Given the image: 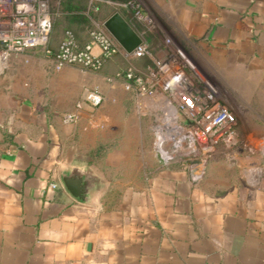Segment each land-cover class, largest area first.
I'll return each mask as SVG.
<instances>
[{"label":"crops","instance_id":"crops-1","mask_svg":"<svg viewBox=\"0 0 264 264\" xmlns=\"http://www.w3.org/2000/svg\"><path fill=\"white\" fill-rule=\"evenodd\" d=\"M103 1L101 22L114 2ZM136 1L151 19L148 45L181 40L264 108V0ZM21 54L0 67V264H264V131L236 127L237 140L260 141L244 150H178L168 163L108 152L98 163V117L83 104L78 120L62 123L54 114L74 111L75 93L62 91L65 105L42 101L39 69L16 84L7 67ZM58 70L62 84L76 83L69 67ZM65 167L90 172V201L65 188Z\"/></svg>","mask_w":264,"mask_h":264},{"label":"built area","instance_id":"built-area-1","mask_svg":"<svg viewBox=\"0 0 264 264\" xmlns=\"http://www.w3.org/2000/svg\"><path fill=\"white\" fill-rule=\"evenodd\" d=\"M116 4L128 9L135 19L150 24V17L140 10L136 0ZM50 28L49 0H0V67L11 55L22 53L29 47L44 46ZM45 51L50 53L48 49ZM147 52L148 44L142 38L130 52H125L102 24H98L89 30L87 39L81 45L66 30L50 57L56 70L66 64L97 70L104 60L117 53L141 56ZM159 57L158 61L154 60V69L148 68L146 77L136 73L131 66L116 75L121 78V86L132 90L137 97L157 93L162 101L179 111L180 116L160 124L154 140L162 163H168L178 150L193 154L197 147L209 150L216 144L236 145L233 112L210 83L192 79L189 73L192 63L182 49L173 48ZM103 99V94L95 87L86 89L81 97L90 109L99 106ZM77 117L76 110L67 111L61 114L60 120L67 124L76 121ZM167 143L169 148H164ZM192 177L196 179L198 174Z\"/></svg>","mask_w":264,"mask_h":264},{"label":"rangeland","instance_id":"rangeland-1","mask_svg":"<svg viewBox=\"0 0 264 264\" xmlns=\"http://www.w3.org/2000/svg\"><path fill=\"white\" fill-rule=\"evenodd\" d=\"M79 1L86 5L85 14L88 19L81 22H68L66 16L59 11L58 0H49L52 12V26L47 43L44 46L29 47L21 55L11 57L7 72L11 71L16 78V84H21L20 74L22 71L39 69V75H35L34 83L38 82L40 85L39 94H41V100L47 103L65 105L68 102L65 98L64 100L62 99V91L65 94L75 93L74 95L76 96H74L75 99L72 103H74V110L77 112L82 109L84 104L81 100L82 92L91 86L99 88L105 95L104 101L94 109L88 108L87 110L89 117H98L96 125L98 132L95 135L99 136L101 134L100 131L105 133L104 139L100 140L103 145L101 147L103 156H100L98 163L104 160L103 158L108 152H110L111 160L122 159L123 155L127 153L126 159L130 163L134 159L138 160L139 158L144 163L148 160V155L157 153L154 140L160 124L169 121L170 117L180 116L179 111L171 108L169 104H167V107L161 100L162 97L157 93L137 97L132 90H126L121 86V78L116 73H121L125 67L131 66L136 73L146 77L148 68L154 69L155 67L154 60L158 61L160 55L164 54L165 51L169 52L173 48L182 49L192 63L193 68L189 69L192 79L210 83L219 97L227 103L235 116L238 130L245 132V129L252 127L255 130L264 131V123L261 120V118H264L261 97L247 98L245 92L237 90L231 84L229 77L224 75L223 69L209 67L205 61L189 51L181 40L177 39L176 41V39H172L167 34L164 35L161 45H148L147 54L135 56L117 53L94 71L77 64H66L65 66L70 68L71 73L75 74L77 81L72 85L62 84L61 78L58 76L60 71L52 69L51 58L45 51L47 49L46 45L51 47V49H55L66 29L72 30L77 40L83 42L88 37L89 29L99 24V22L89 23V0ZM105 6L107 4L103 1L100 3L99 9L102 10ZM117 6L116 1L112 3V6L110 5L112 9L118 8ZM104 9L107 10V8ZM105 10H102L103 13ZM103 74L109 75L110 81L104 79ZM113 102H115L116 108L109 107L111 104L114 105ZM64 112L67 111H57L54 115L58 116L60 120L61 114ZM78 118L79 114L76 120ZM251 119L253 123L250 122ZM259 143V140L248 141L247 139H241V141L237 140L236 145L232 146L244 150L251 146H259ZM219 145L216 144L209 150H201L208 154ZM163 147L169 148V144L167 143ZM133 154H136L135 158ZM186 155L191 156V153Z\"/></svg>","mask_w":264,"mask_h":264},{"label":"water","instance_id":"water-1","mask_svg":"<svg viewBox=\"0 0 264 264\" xmlns=\"http://www.w3.org/2000/svg\"><path fill=\"white\" fill-rule=\"evenodd\" d=\"M102 26L125 52H130L141 42L139 34L117 10L102 21ZM63 169L65 172H61V181L69 193L83 201H90L95 186V179L91 177L90 172L66 167Z\"/></svg>","mask_w":264,"mask_h":264},{"label":"trees","instance_id":"trees-1","mask_svg":"<svg viewBox=\"0 0 264 264\" xmlns=\"http://www.w3.org/2000/svg\"><path fill=\"white\" fill-rule=\"evenodd\" d=\"M114 1L122 2L124 0H114ZM101 2H103V0H93V1L89 2V6H88V8H89V23H91V22H93V23L94 22H99V25H101V21H97V12H98L97 10H99ZM85 7H86V5H84L79 0H58L59 11L63 15L66 16V19H67L68 22L86 21L88 19V17L85 14ZM117 7L119 8V6H117ZM118 8H114L113 11L114 10H118ZM49 10H50V13L52 15L51 4H49ZM112 12H110L109 14H111ZM123 17L127 20V22L131 25V27L139 34V36L144 40V35H145L146 32H148V29H149L148 26L146 24H144L143 22L135 19L134 17L128 18V17H125L124 15H123ZM51 26H52V21H51ZM92 28H90V29H92ZM66 30H69L73 34L74 39H75V41L77 42L78 45H81L82 43H84V41L83 42H79L77 40V37H76V35L74 34V32L72 30H70V29H66ZM64 32H63L62 37L64 36ZM62 37H61V39H62ZM57 46H58V44H57ZM57 46H56L55 49H51V47H48L46 45V48L50 52L49 55H52L56 51Z\"/></svg>","mask_w":264,"mask_h":264},{"label":"bare ground","instance_id":"bare-ground-1","mask_svg":"<svg viewBox=\"0 0 264 264\" xmlns=\"http://www.w3.org/2000/svg\"><path fill=\"white\" fill-rule=\"evenodd\" d=\"M163 102H164L165 105L167 106L168 103H167L166 101H164V100H163ZM169 105H170V104H169ZM170 106H171V105H170ZM167 107H168V106H167ZM171 108H173V107L171 106ZM172 118H173V117H170V119H172Z\"/></svg>","mask_w":264,"mask_h":264}]
</instances>
